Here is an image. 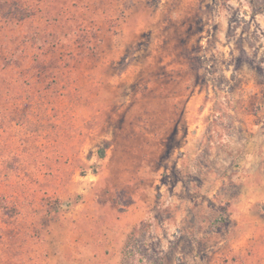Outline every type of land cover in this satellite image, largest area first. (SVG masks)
<instances>
[{"label": "rangeland", "instance_id": "1", "mask_svg": "<svg viewBox=\"0 0 264 264\" xmlns=\"http://www.w3.org/2000/svg\"><path fill=\"white\" fill-rule=\"evenodd\" d=\"M134 228L264 264V0H0V264H123Z\"/></svg>", "mask_w": 264, "mask_h": 264}, {"label": "trees", "instance_id": "2", "mask_svg": "<svg viewBox=\"0 0 264 264\" xmlns=\"http://www.w3.org/2000/svg\"><path fill=\"white\" fill-rule=\"evenodd\" d=\"M103 152H100V158H103ZM137 231V228H134L125 245L122 248L123 255V264H158L157 261H154L152 258H146L145 255L139 257V252L134 249L132 246V239Z\"/></svg>", "mask_w": 264, "mask_h": 264}]
</instances>
